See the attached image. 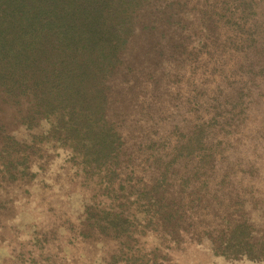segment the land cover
<instances>
[{"label":"rangeland","instance_id":"1","mask_svg":"<svg viewBox=\"0 0 264 264\" xmlns=\"http://www.w3.org/2000/svg\"><path fill=\"white\" fill-rule=\"evenodd\" d=\"M250 20L264 26V0L173 5L171 21L179 26L167 35L166 61L148 84L152 97L144 113L137 115L146 120L131 118L125 124L127 152L122 174L113 182L107 177L97 186L86 180L84 164L61 148L44 149L40 129L30 139L42 140V146H16L14 173H6L8 161L0 165V264H264L263 254L225 256L215 246L229 233L231 221L244 222L254 244L264 235V35L251 33L241 42L247 52H240V37L226 27L234 24L249 35L243 21ZM166 28L160 26L153 36ZM142 66L145 75L151 66ZM21 123L17 119L14 131ZM22 135L17 132L16 141ZM190 137L194 143L179 156L176 146H187ZM146 159L155 167L144 165ZM169 164L172 182L183 175L199 181L180 199L169 197L173 212L162 216L155 212L156 195L168 197V191L155 186ZM203 180L211 189L207 195L206 187L197 193ZM139 181L151 191L152 204L142 206L132 198L114 208L135 213L125 223L135 235L121 241L100 238L89 228L95 217L88 222L83 216L86 205L115 207ZM120 183L127 187L122 192Z\"/></svg>","mask_w":264,"mask_h":264},{"label":"trees","instance_id":"2","mask_svg":"<svg viewBox=\"0 0 264 264\" xmlns=\"http://www.w3.org/2000/svg\"><path fill=\"white\" fill-rule=\"evenodd\" d=\"M179 2L185 0H0V165L9 162L6 173L13 174L16 168L11 162L16 146L28 142L31 147L42 146V140L30 139L40 129L44 149L61 148L78 165L84 164L86 180L98 186L104 178L110 177L112 182L118 178L122 174L121 158L127 152L125 124L131 118L146 120L137 115L144 113V103L152 97L148 84L166 61L163 56L171 46L167 35L179 26V21H171L173 5ZM181 13L178 10L177 16ZM243 22L249 24L247 33L264 35L263 23ZM163 25L168 28L153 36ZM232 25H226L228 31L238 34L244 49L240 52H247L241 42L252 34L245 35ZM143 30L144 35H139ZM150 38L155 42L148 41ZM145 62L151 69L143 75ZM148 74L151 76L146 78ZM17 119L22 123L14 131ZM17 132H23L22 141H16ZM193 143L192 137L187 146L179 143V156L181 149ZM146 164L155 167L148 159ZM169 167L155 186V190L168 191V197L156 195L155 212L160 211L162 216L173 212L174 206L167 204L169 197L180 199L187 189L193 192L199 181L183 175L172 182ZM129 174L125 180L128 183L133 179ZM120 184L122 192L127 187ZM203 187L209 194L206 180L197 193ZM217 187L215 191L221 184ZM128 190L115 207L86 205L83 216L88 222L95 217L89 228L100 238L121 241L135 235V228L131 231L130 223L125 225L135 213L128 216L114 208L125 206L132 198L147 207L153 197L140 181ZM240 223L244 222L228 223L230 231L215 245L216 251L233 257L264 255V235L259 245L254 244L251 233L246 232L247 225Z\"/></svg>","mask_w":264,"mask_h":264},{"label":"bare ground","instance_id":"3","mask_svg":"<svg viewBox=\"0 0 264 264\" xmlns=\"http://www.w3.org/2000/svg\"><path fill=\"white\" fill-rule=\"evenodd\" d=\"M43 225V224H42ZM44 226V225H43Z\"/></svg>","mask_w":264,"mask_h":264}]
</instances>
